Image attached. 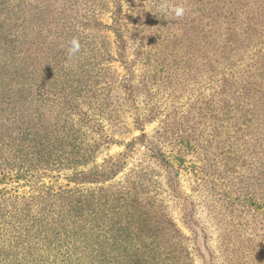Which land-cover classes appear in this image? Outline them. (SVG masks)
I'll list each match as a JSON object with an SVG mask.
<instances>
[{"label":"trees","instance_id":"1","mask_svg":"<svg viewBox=\"0 0 264 264\" xmlns=\"http://www.w3.org/2000/svg\"><path fill=\"white\" fill-rule=\"evenodd\" d=\"M191 87L195 114L163 115L151 138L164 95ZM124 107L140 136L82 170L118 143ZM138 145L166 175L115 182ZM189 170L223 235L256 233L253 209L264 236V0H0V264H195L166 204L192 221Z\"/></svg>","mask_w":264,"mask_h":264},{"label":"rangeland","instance_id":"2","mask_svg":"<svg viewBox=\"0 0 264 264\" xmlns=\"http://www.w3.org/2000/svg\"><path fill=\"white\" fill-rule=\"evenodd\" d=\"M198 90L194 87L188 90H183L176 97H169L164 95V101L159 102L161 104L162 111L154 122L148 123L145 127V132L151 137L156 139L158 126L162 120L163 115L170 113L174 110L187 111L190 110L193 114L197 110L195 107H191L189 104L194 103L195 97H197ZM183 108V109H182ZM127 109L124 107L122 111V119L124 120L123 126L115 127L110 130L112 137L118 142L110 147H105L99 154L96 162L93 165L87 166L82 170H89L95 165H100L104 161L110 158H117L118 155L125 151V146L132 142L133 138L140 136V132L133 127L132 119L129 114L126 113ZM197 113V112H196ZM183 124H188L186 119ZM193 121H190L192 125ZM191 132V131H190ZM193 131L192 133H195ZM198 132V131H197ZM182 139L191 141L194 144V138L197 136H191L189 134L181 133ZM177 138L179 136H171ZM214 144V152L219 154ZM185 146V145H184ZM216 148V149H215ZM146 149L142 146H137L133 154L128 159L126 168L116 177L115 182H122L131 170L136 169L140 165H148L156 176V180H160L162 175H166V172L158 165L154 160L146 158ZM187 157V164H198L195 158H192L190 151ZM179 190L182 196H190L191 201L195 204V212L192 216V221L186 220L184 214V206L182 201H178L174 198H168L166 204L168 210L171 213L172 218L178 225L180 230L191 240H197V244L200 248L198 251H193L195 264H264V236L259 230V217L255 215L253 209H247L242 215L251 223L249 226L256 230V236L251 232L245 233L241 236L235 234L230 237L223 235V231L219 228L215 219L214 211L211 207L212 192L209 190L211 184L206 185L205 190H200L195 182V177L189 171L180 172ZM158 176V177H157ZM244 187V185H240ZM213 204V203H212ZM197 227H195V225ZM196 232L199 236L197 237ZM237 235V236H236ZM233 244V245H231Z\"/></svg>","mask_w":264,"mask_h":264},{"label":"clouds","instance_id":"3","mask_svg":"<svg viewBox=\"0 0 264 264\" xmlns=\"http://www.w3.org/2000/svg\"><path fill=\"white\" fill-rule=\"evenodd\" d=\"M187 12V9L180 4L167 7V14L174 16L176 19L182 18ZM81 45L78 38H73L70 41V47L68 48V59L71 60L76 53L80 51Z\"/></svg>","mask_w":264,"mask_h":264}]
</instances>
